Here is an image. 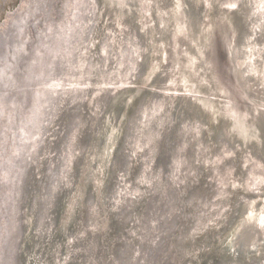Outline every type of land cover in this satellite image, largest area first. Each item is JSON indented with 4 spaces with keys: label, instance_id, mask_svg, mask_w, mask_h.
I'll return each mask as SVG.
<instances>
[{
    "label": "bare ground",
    "instance_id": "6f19581e",
    "mask_svg": "<svg viewBox=\"0 0 264 264\" xmlns=\"http://www.w3.org/2000/svg\"><path fill=\"white\" fill-rule=\"evenodd\" d=\"M131 1L136 2L138 14L141 11L144 14L143 17L146 18L148 16L151 23L155 21L151 14L156 11L154 6H157L155 2L158 0H141V2L140 0H71L69 4H67L66 10L60 11L62 12L61 16H58L50 28L45 29L43 33L45 36L42 34L43 41L40 43L39 50H35L31 53V59L19 60L18 57L22 56L21 53L17 52L19 48H13V58L16 59V63L10 62L8 64V72L10 73L6 75L4 82H13L12 85H14V89L12 92L7 93L5 98L10 101L11 106L9 105V108H13V110L18 109V107L22 108L21 104L25 102L28 105V112H23V117H20L19 122L15 118V122L19 123V127L17 128V125L15 126L16 129L14 128V130L11 131V133L14 132L11 138L16 137L17 139L22 131L23 134L21 135L25 136L24 139L23 136H21L22 139L20 140L22 145L20 144L21 147L19 149L20 152L17 153L18 156L15 151L17 150V148H15V143L12 144L15 148L12 152L11 150L13 147L11 146L10 148L6 144L9 141L7 132L11 135L7 129V127L10 129V126H12L11 119L8 117L10 109L5 113L4 125L0 129V264L21 263L18 255L19 249L23 242L22 239L26 238L27 230H30L31 220L29 217L31 213L27 212V204H24L26 207L23 205V199L20 202V184L26 158L34 154L37 150L39 132L44 119V109L49 107L50 99L55 96V92H60L61 89L59 88L61 84L58 86V82L62 76H60L59 79L57 78V84L53 86V90H50L47 86L51 82L52 71L54 69L60 71V64H65V68L73 74L76 69L75 61H78L77 64H79L85 55L88 56V53L85 50L81 52L79 49H73L72 46L74 44L79 46L83 45V41L88 38V51L98 46L101 39L103 40V44L109 45L110 51L107 53L108 55H105L107 59L108 57L112 59L115 47L120 44L121 41L130 39L131 44L134 45L137 51L134 56L131 54L124 56V60L126 57L128 60L126 64L131 61V72L128 77L129 79L132 77L134 81L140 75L141 63L145 61L144 57L150 50L149 48H144V39L142 40L137 30L138 28L132 21V17L128 14V11L132 8L131 5H129V3H132ZM238 1L240 0H228L222 5L225 4V6L230 7V5L233 6L234 3L238 4ZM249 3V14H246L247 20L245 21L248 25L249 32L248 35H246L243 45L245 48L244 52L242 51V54H244L242 63H244L245 60V64L244 66L242 64V69L244 68V71H246V68H250V71L256 70L257 75L260 76V74H262L261 76L263 77L264 0H249ZM163 4L166 5L167 1L164 0ZM162 7L161 5L159 8ZM66 11H69V14L68 12L66 13ZM64 12L66 15H64ZM107 12H113L114 16H112L110 20L105 21ZM159 12V19L156 23L154 22L156 24H154V26H159L161 30L169 32L170 29L168 24H165L162 16L164 15V17H166V14L161 13L160 10ZM62 20L64 21L61 24ZM101 20L105 23L102 24ZM104 25L108 26L107 34L104 33V36L100 39L99 31ZM59 28L61 30H59ZM50 29L51 31H49ZM88 31L90 33L88 37L85 38L87 36L86 32ZM174 34H176V36L185 34L186 38L188 37L186 29L182 31L177 28ZM158 36L160 37L161 35ZM9 38V42L16 45L18 42L17 35L15 37L11 35ZM177 39L180 38L177 37ZM176 40L174 39L173 48L177 47L179 43H176ZM141 42H143V46H140ZM145 44L148 43L145 42ZM156 44L157 41L155 39L153 41L152 38L150 59L155 53ZM185 50L186 49H183V51ZM177 55L176 53L173 57L176 59ZM190 55L189 53L187 58L192 61L189 63L188 67L195 77L193 83L200 87L201 90H196L194 91L195 93L192 92L193 89L192 91L190 90L189 93H187L189 95V101L183 104L187 106L189 111L196 110L197 115H195L194 118L189 116L188 119H183L180 122V126L182 125L180 130L179 128L176 129V125L170 129L167 120L170 118V113L176 111V109L173 110L174 97L180 94L178 91L174 93L171 89L176 85L185 86L188 79L187 75L178 72L175 73L174 70H170L169 75L166 74V72L169 71V65L166 61V66L163 67L162 70L163 73H165L164 78H166V80H161L160 85L162 86L154 88L148 85V87H145V91L137 95L138 97L136 99L134 98V103L137 100L141 103L144 97H150L153 89L154 91L156 90V92H163L165 96H167H159L153 103L147 100L145 109L140 108V117L137 118V120L134 119L131 124V126H133V124L138 122L134 126V129L137 128L133 135L132 129H129V137L132 138L129 147H131L134 152V163L133 166L131 165L129 168L127 166L128 171L125 172V178L132 183L129 184L131 191L125 189L124 194L128 193L131 197L126 200L118 199L119 196H122L123 190L117 187L114 191L113 183L110 189L109 199L114 192V200H121L116 211L118 213L122 212L121 219L125 216V211L129 209V213H127L128 215L126 214L125 220L131 222L130 231H128V233L132 234L131 237L133 236V238L137 237L134 244L137 246L139 252L141 250L140 255L136 253V259L139 261V264H166V261H168L169 264H182V262L183 264H264V261H262L264 260V200H261V202H256L254 200L246 202L244 200V193L250 192V189L246 188H241L243 190L239 191L241 195L235 197L238 191L237 188L239 187L236 189L235 187L232 189L226 187L225 179L217 178L219 182H217V188H215L218 189V191L215 194L214 184L212 183L213 186L211 184L214 175L218 176L222 173L221 171L224 165H227L229 162L230 164L234 163L237 155H241L244 152L240 151L241 148L230 145L231 148H234L231 150L236 154H234L235 157L229 161L227 159L228 153L225 152L230 150V147L228 146L226 148L228 150L217 149L224 146V139L229 141V138L232 139L231 137H233V135H230L231 132H235L238 135L236 136L237 139L243 141L247 140L246 145H251V140L255 142L260 138L259 136L257 137L255 129L263 128L264 131V124L252 123L248 118H246L248 122H245V118H242L243 113L237 110L232 101L230 102V100L223 96V93H225L223 86H221L220 83H213L211 79L205 77L206 69L204 70L203 67L205 65V58L203 60L204 65L200 63L199 68H196V63L199 62V60H197L196 56ZM90 61H95V63L98 64L96 69L92 68L90 73L91 79L92 76L96 77L100 73V70L107 74L111 67L108 64V60L106 63L102 60V65L98 62V58L91 56ZM174 61L176 63V60ZM259 61L262 62L263 67H261ZM123 63H125V61H123ZM19 64H21L20 67ZM45 64L47 66L46 69L43 68ZM180 69H182V63H180ZM200 73H202L201 76ZM184 74L187 73L185 72ZM248 74L251 76V73L248 72ZM129 79L127 82H129ZM59 83H63V80L61 79ZM41 88H43V90L39 91ZM189 88H192L190 84ZM148 89L151 90L149 93ZM99 91L100 90H93L91 93L96 94ZM197 93H199L200 97L196 95ZM131 94L132 93L129 95ZM116 95L119 96L118 93ZM211 95H213V99H217L220 103L216 117L219 116V112L227 113L228 116L232 118L233 122L225 123L218 137L215 138V136L211 134L209 139L206 136L209 133V125L207 127L203 124L202 117H207V110L209 116L212 115V111L209 110V106H212V104L209 103V106L207 104L210 102L207 99ZM262 95H264V93ZM24 96H26V99ZM19 100H21V104L15 107V103ZM5 102L8 101L6 100ZM122 102L121 104L124 105L125 102ZM37 105L39 106L37 107ZM105 106L104 108H106ZM108 106L109 104L107 107ZM223 106L224 108L222 111ZM56 107L58 106L56 105ZM93 107L97 109V106L93 105ZM167 112L169 115L166 119L165 114ZM25 115H28L27 118L24 117ZM214 115L215 113H213L211 119ZM226 131L230 134L226 133ZM145 136L150 137V139H148L149 142L143 149L140 148V139L143 140ZM35 137L37 138L35 139ZM23 140L24 143H22ZM133 141H136V143L132 144ZM253 147L255 149L254 151H257L259 155L262 154L261 152L263 151H261V146L254 144ZM250 151V156L254 158L253 156H256L254 154L255 152L253 151V153L252 150ZM211 154H213L215 158L212 159ZM216 154L218 156H216ZM160 155H162V158H160ZM75 159V152H73V154H71V152L70 154L68 153L61 163H56V165L58 164V166H56L58 170L56 169L55 176L53 175L50 180L48 179L49 186L51 187H48L47 182H45V189L47 187L48 191L50 189V195L58 191V197H56V199L54 197L52 203H50L51 201L47 202L49 199L44 203L42 202V207H40L38 213L35 214L37 218H39V225L35 230L33 239L36 242L35 238L38 237L39 243L38 249L33 250V258L39 255L48 258L50 255L47 256L49 251L47 245L51 244L53 238L51 234L54 233L56 229H59L58 226L60 224H57V226L50 231L49 226L44 229V226L46 227L48 222L46 218L50 216L48 211L51 204H57L58 199H60L62 194H65L64 192L68 188L67 186L72 184V180L70 179L74 177L76 169L80 166L78 160L76 163L78 167L75 166ZM260 162H262L260 166L255 160L248 162V164L252 165L254 168V170H252V174H254L252 177L253 183H255L254 181H256V183L263 182L264 174L261 168L262 166L264 167V160ZM50 172H52V169H50ZM2 173L3 177L1 176ZM119 177H121V175ZM42 182L43 179L41 180V178H38L39 186L40 184L42 185ZM204 183H206L205 188L203 193H201H207V195L198 193ZM181 186H186L189 191L190 187L195 186L197 187V192L194 193L191 190L189 193L188 191V197L186 198L187 195L185 196ZM262 188H264V185L258 187L255 193H259ZM6 189H10L9 196ZM35 192L36 193H30V196H33V206L37 204L41 196L39 191ZM233 192H235V195ZM116 194H118V196ZM41 200L43 201V199ZM93 200L95 201V199ZM212 203L216 206L214 209L211 207ZM29 206H31V204ZM52 211L53 214L56 215V213H54L56 208L54 209L53 207ZM159 215L164 217V221L158 220ZM183 216L185 217L186 223V218L190 217L191 223L185 228L182 234L180 233L182 235L181 239L179 238L180 241H178V246L180 247L176 248L177 250L169 255L172 248L169 247V249H167L165 245L167 241L165 238L173 234L176 229L175 227H177L178 222ZM8 219L10 221L9 226H7V222L5 224V220L8 221ZM93 221L95 220L93 219ZM240 222H242V224ZM239 223L243 229L249 230L250 237H244L238 244L241 234ZM257 227H259L260 230H258ZM145 234H149L151 239L149 237L145 240ZM128 237L131 238L130 236ZM162 237L165 238L162 239ZM173 240L174 239L170 237L168 241L173 242ZM145 241L150 244V246H147ZM215 241L219 242V246L215 247L213 251L211 250L213 249L212 242ZM246 241H250V245H243ZM29 242L30 241H26V247L29 246ZM62 250L61 247V251ZM30 253L31 250L26 254V258L32 255ZM158 255L163 257V261H157Z\"/></svg>",
    "mask_w": 264,
    "mask_h": 264
},
{
    "label": "water",
    "instance_id": "95a60500",
    "mask_svg": "<svg viewBox=\"0 0 264 264\" xmlns=\"http://www.w3.org/2000/svg\"><path fill=\"white\" fill-rule=\"evenodd\" d=\"M165 1H167L166 5L163 4L164 0L155 2L157 3V6H154L156 11L152 12L151 15L156 23L159 19V10L161 13H165L166 17L162 16L165 24H168L169 32L161 30L159 26H154L155 23L153 21L151 23L148 16L146 18L143 17L144 14L141 11L138 14L136 2L131 1L132 3H129L132 8L128 11V14L138 28L137 30L142 40L144 39V48H149L152 52L151 39L153 38V41L154 39L157 41L155 53L151 59L150 51L146 54L144 57L145 61L140 66V75L134 81L132 77L130 79L128 77L131 72V66L119 63L124 55L131 54L134 56L136 54L137 50L131 44L130 39H127V42L125 40L121 41L115 47L116 51L114 50L115 53L112 59L108 57V64L111 67L107 74L100 70L96 77L92 76V79L90 78L92 68L96 69L98 65L95 63L96 60L94 62L90 61L91 56L98 58V62L102 65V60L105 63L107 62L105 55H108L107 53L110 51L109 45L103 44L101 39L104 33L107 34L108 26L105 25L99 31L100 43L91 51H88L89 38L83 41V45H71L73 49H79L81 52L85 50L88 53V56L85 55L79 64H77L78 61H75L76 69L73 74L65 68V64H60V71L58 69L52 71L51 82L47 85L50 90H53V86L57 84V78L59 79L60 76H62L63 83H59L60 79L58 82V86L61 84L59 87L61 88L60 92H55V96L50 99L49 107L44 109L43 124L40 132L38 130L37 150L31 156L29 155L24 163L20 184V202L23 199V205L27 204V207L24 206L27 212L31 213L29 217L31 221L30 230H27L26 238L22 239L23 242L19 249L20 261L26 249V241H30L27 247L28 251H30L33 244L30 254L33 255V250L38 249L34 245L33 237L39 225V218L35 214L42 207L41 203L48 199L49 201L47 202L51 201L50 203H52V199L58 197V191H55L52 195H50V189L48 191V187H51L48 179L50 180L53 175L55 176L56 169L58 170L56 167L58 164L56 165V163H61L68 153L70 154L71 152L73 154L75 152L76 159L74 164L76 166L79 161L80 166H76L78 168L74 177L70 179L72 184L67 186L65 194H62L58 202L56 201L57 204H51L49 207L51 212L48 211V214L50 213V216L46 218L48 222L44 229L49 226L50 231L57 224H60L58 226L59 229H56L51 234L53 238L51 244L47 245L49 248L47 256L52 253L58 254L62 252V264H139L136 259V253L140 255L141 250L139 252L134 244L137 237L133 238V236L131 237L132 234L128 233L131 222L125 220L129 209L125 211L126 214L123 219H121L122 212L118 213L116 211L121 201L118 199L126 200L131 197L128 193L124 194L125 189L131 191L129 184L132 183L130 180L126 183L125 172L134 163V152L129 147L132 141V138L129 137V129H132L133 135L137 128L134 129V126L138 122L133 124V126L131 124L134 119L137 120L140 117V108L145 109L147 100L153 103L159 96H167L163 92H156L153 89L150 97H144L141 103L138 100L134 103V100L138 97L137 95L146 90L145 87H148V85L154 88L162 86L160 85L161 80H166L164 78L165 73L162 71L163 67L166 66V61L169 65V71L166 74L169 75L170 70H174L175 73L187 75L188 79L185 86L176 85L171 89L174 93L178 91L180 94L174 97L173 110L176 109V111L173 112L174 122L169 125L170 129L176 125V129L179 128L180 130L182 126H180V122L183 119H188L189 116L194 118L197 115L196 110L189 111L187 106L183 104L189 101L187 93L190 90L192 91L193 89L192 92L201 90L200 87L193 83L195 77L188 67L189 63L192 62L187 58L189 53L191 54L190 56H196L197 60H199L196 63V68H199L200 63H203L205 58V65L203 63L204 70L206 69L205 77L211 79L213 83H220L223 86L225 91L223 96L230 102L232 101L237 110L243 113L242 118H245V122H248L246 120L248 118L252 123L264 124L263 95L260 92L264 79L257 75L256 70L250 71V68H246V71H244V68L242 69V64L243 66L245 64V60L242 63L244 55L242 51L244 52L245 48L243 45L249 32L248 25L245 23L247 20L246 14H249V0H240L238 4L234 3L230 7L225 6V4L222 5L228 0ZM161 5L165 8H159ZM112 16H114L113 12H107L105 21L110 20ZM63 21H61V24ZM101 23L104 24L105 22L101 20ZM60 28L59 30H61ZM177 28L182 31L186 29L188 39L185 34L176 36L174 32ZM89 33V31L86 32L87 36L85 38L88 37ZM158 35L161 36L159 37ZM177 37L180 39H177ZM174 39H177L176 43L179 42L175 48H173ZM40 40L43 41L41 38ZM145 42L148 44H145ZM140 46H143V42H141ZM183 49L186 50L183 51ZM176 53L178 55L175 59L173 56ZM25 56L26 52L18 58L19 60L24 59ZM114 60L118 61L117 64L113 63ZM174 60H176V63ZM180 63H182V69H180ZM46 64L45 67L43 66L45 69L47 67ZM20 66L21 64H19ZM185 72L187 74H184ZM248 72L251 73V76H249ZM201 75L202 73H200ZM128 79L129 82H127ZM189 84L192 88H189ZM41 90L43 88L39 91ZM93 90L100 91L94 94L91 93ZM150 91L148 89V93ZM117 93L119 96L116 95ZM130 93L132 94L129 95ZM196 95L199 96V93ZM207 100L210 101L207 103L208 106L212 104V106H209V110L212 111V115L213 113L215 115L211 119L212 115L209 116L207 110V117H202V120L205 126L208 127L209 125L208 131H211L209 133L216 138L221 133L222 126L225 123L233 122V120L227 113L219 112V116L216 117L220 103L217 99H213V95ZM122 101L125 102L124 105L121 104ZM108 104L109 106L107 107ZM93 105L97 106V109H94ZM223 108L224 106L222 111ZM165 115L167 119L169 114L166 113ZM255 132L258 133L256 135L260 137V141L259 139L255 142L251 140V145H259L261 146V151H264L263 128H256ZM226 133L230 134L227 131ZM230 135H233L231 137L233 140L237 139L236 136L238 135L235 132H231ZM206 136L209 139L211 137L208 134ZM241 141L244 145L247 142V140ZM160 158H162V155H160ZM50 169H52V172H50ZM120 175L121 177H119ZM38 178L43 179L40 186L38 185ZM45 182L48 184L46 189ZM113 183L114 191L117 187L123 190L122 196H119L116 201L113 198L114 192L109 199ZM205 184L198 193H203ZM181 189L186 196L189 190L186 186H181ZM191 190L196 193L197 187H190L189 193ZM35 191H39L41 196L37 204L33 206V196H30V193H36ZM116 195L118 196V194ZM202 195H207V193ZM30 204L31 206H29ZM53 207L54 209L56 208L54 212L56 215L53 214ZM183 217L178 222L171 236L168 238L162 237V239L165 238L167 241V243L165 242L167 249L169 247L172 248L169 255L180 247L178 246V241L181 239V234L191 223L190 217L186 218L187 223L185 222V217ZM242 222L240 223L242 224ZM241 224L239 225L241 234L238 244L244 237H250L249 230L243 229ZM257 229L260 230L259 227ZM170 237L174 239L173 242L168 241ZM37 238L35 239L38 240ZM212 243L213 249L211 250L214 251L215 247L219 246V242L215 241ZM145 244L150 246L146 241ZM243 245H250V241H246ZM162 258L158 255L157 261H163ZM166 264H169V262L166 261Z\"/></svg>",
    "mask_w": 264,
    "mask_h": 264
},
{
    "label": "rangeland",
    "instance_id": "374dc122",
    "mask_svg": "<svg viewBox=\"0 0 264 264\" xmlns=\"http://www.w3.org/2000/svg\"><path fill=\"white\" fill-rule=\"evenodd\" d=\"M69 1H71V0H0V129L4 125V118L6 116L5 113L10 109L9 105L11 106L10 101L8 99H6L5 96L7 93L12 92L14 89V85H12L13 82L12 83L11 82L10 83L4 82V78H6V75L8 73H10V72H8V64L10 62H14V64L16 63V59L13 58V48H17V49L19 48L17 52L21 53V55L24 54V52H26V56L24 57V60L31 59L30 58V57H32L31 53H33V51H35V50H39L40 43H42L40 38L43 39L42 37L45 36L43 34L45 29L50 28L52 26V24L54 23V21L58 18V16H61L62 12H60V11L67 9V4H69ZM67 12L69 14V11H66V13ZM66 13L64 15H66ZM49 31H51V29ZM42 34H43V36H42ZM11 35L13 37H15L17 35L18 42L16 43V45H13L11 42H9V39H10L9 37ZM115 51H116V49H115ZM105 58H106V56H105ZM126 58L124 60V57H123V59H121L119 63L122 65L126 64V62L128 61ZM106 60H107V58H106ZM123 61H125V63H123ZM117 62H118L117 60H114L113 63L117 64ZM130 63H131V61L129 63H127V65H130ZM259 64L261 65V67H263L261 61H259ZM6 68H7V70H6ZM261 75L262 74H260V76ZM263 77L261 76V79H263ZM118 81H120V80H118ZM117 84H119V83H117ZM37 87H38V85H37ZM260 92L262 94L264 93V84L262 85V89ZM24 97L26 99V96H24ZM16 99H17V97H16ZM6 100L8 102H5ZM262 103H263L262 106L264 107V95H263ZM15 104L16 105H14V106L18 107L21 104V100H19ZM12 105H13V103H12ZM21 105H22V108L18 107V109H16V110H13V108H11L8 112V117H9V119H11L12 126H10L11 127L10 129L7 127L8 131L10 132L11 135H9V133L7 132V136L9 137V141L7 140L8 142L6 144L8 147L11 148L12 144L15 143V148H17V150H15L14 146H12L13 148H12L11 152L13 150H15L16 154L20 152V150H19L21 147L20 146V144H21L20 139H22L21 136H23V135H21V134H23V131L17 137V139H16V137L11 138V136L14 134V132L11 133V131L14 130V128L16 129L15 126H17L19 124L18 122H19L20 117L21 116L23 117V115H22V114H24L23 112H28V105L25 102L22 103ZM166 111H167V109H166ZM173 115H174L173 113H170V118L167 120V123H169V125L174 122L173 118H172ZM27 116L28 115H25L24 117L27 118ZM15 118L18 120V122H15ZM18 127H19V125L17 126V128ZM208 132H211V131H208ZM208 135H211V134L208 133ZM24 137L25 136H23V139H24ZM148 139H150V137H148V136H145V138L143 140L140 139V148L144 149V146H147V144L149 142ZM224 140H225V144H224V146H222L223 148L219 147L217 149L222 150V149H226L228 146L230 147V145H234L236 148H241L240 151H242V152L244 151V152H243V154L240 153L241 155H237L234 163H232L235 166L230 164V162H229L227 165H224V167L221 171L222 173H220V175H218V176L214 175V178L211 180V184L212 183L214 184V194L218 191V189H216L217 188V182H219L217 180V178L225 179L226 180V187H229L230 189H232L234 187L236 189L237 187H239V188H237L238 191L236 190L237 191L236 195H235V192H233L235 197H239V195H241V193L239 192V191H243L241 188H244V189L246 188V189H250V192L244 193L245 194L244 200L246 202L253 201V200L256 202H261V200H264V188H262V190L259 193L257 192L258 194L255 193V191L258 189V187H261L264 185L263 184L264 183V176H263V182L256 183V181H254L255 183H253L252 177L254 174H252V170H254V168L252 165L248 164V162L255 160V161H257L259 166L262 165L261 164L262 162H260V161H262V159L264 160V151L261 152L262 154L259 155V153L257 151H254L255 149L252 145H249V144L244 145V144H242V141L239 139L233 140V139L229 138V141H227V139H224ZM0 142H1V138H0ZM22 143H24V140L22 141ZM133 143H136V141H133L132 144ZM231 149H234V148L230 147V150L226 149L228 151L225 152V153H228L227 159L229 161H231L232 158L235 157L234 154H236V153H233V150H231ZM250 150L255 152V153L253 152L256 155V156H253L254 158H252L250 156V152H251ZM211 155L210 156L212 157V159L215 158L213 156V154H211ZM17 156H18V154H17ZM216 156H218V155L216 154ZM250 157H251V159H250ZM9 160H10V158H9ZM4 161H5V158H4ZM261 169H263L262 173L264 174V167L262 166ZM1 176L3 177V173L1 174ZM126 183H128L127 179H126ZM126 183H123V184H126ZM213 184H212V186H213ZM201 187H203V186H201ZM7 193L9 196L10 189L7 190ZM242 196H244V195H242ZM213 199H215V198H213ZM211 207H213V209H214V207H216V206H215V204L212 203ZM159 219L161 221H164L163 216L159 215L158 220ZM6 222H7V226H9V224H10L9 219H8V221L5 220V224H6ZM149 237H150L149 234H145L144 239L147 240ZM34 243H35V247L38 248L39 240H36V242H34ZM32 246H33V244L31 245V248H32ZM25 248H26L25 252H24L25 255L23 254L24 260H23V255H22L20 264H62V261H63L62 252H59L58 254L52 253L48 256V258L46 257L47 259L45 257H43L42 255H39L36 258H33L32 257L33 255H30L29 258L28 257L26 258V254L29 251L27 250V247H25ZM31 248H30V250H32ZM31 257H32V259H31ZM262 261H264V260H262Z\"/></svg>",
    "mask_w": 264,
    "mask_h": 264
}]
</instances>
